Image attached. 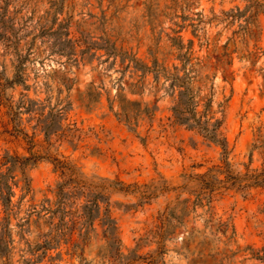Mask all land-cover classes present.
<instances>
[{
  "label": "rangeland",
  "instance_id": "obj_1",
  "mask_svg": "<svg viewBox=\"0 0 264 264\" xmlns=\"http://www.w3.org/2000/svg\"><path fill=\"white\" fill-rule=\"evenodd\" d=\"M236 4L232 0H0V13L6 14L0 29V156L5 151L27 156L29 149L49 156L27 170L32 192L9 223L10 264H24L23 260L31 258L27 244L32 247L47 230L33 222L35 217L21 228L18 225L30 204L52 197L49 190L60 181L53 158L69 162L85 176L117 178L130 189L145 186L153 192L149 200L137 191L111 193L120 253L133 259L131 264H264L252 255L264 247V190H251L245 196L220 186L212 193L210 212L207 206L192 209L197 194L205 191L198 176L212 169L211 174L224 178L215 172L223 166L221 147L172 123L170 109L176 93L168 89L169 81L160 76L155 82L148 73L133 86L140 71L125 68L128 59L108 55L113 45L117 53L134 55L148 66L155 60L169 71L177 67L182 75L177 55L186 49L179 51L172 39L181 36L185 47L191 39L192 87L200 89V97L212 93L210 112L222 120L220 131L227 141L230 170L242 174L247 167L264 169V147L253 148L264 141V51L255 64L252 56L247 57L254 46L264 50V18L260 30L236 36L229 43L228 52L235 48L231 65L220 57V46L237 30L236 25L228 29L202 25L199 37L192 35L190 25L196 23V12L209 16L211 8L219 12ZM18 60H22L21 78L14 83ZM96 93L100 101L86 109L83 101ZM22 95L40 102L49 97L50 107H55L51 119L56 131L48 137L33 128V115L22 114L21 126L33 139L30 145L5 131L11 126L3 102L17 103ZM132 102L151 113L137 116L129 126L121 113L123 106L134 110L128 104ZM68 103L56 117V109ZM14 190L16 202L21 191ZM167 208L174 212L161 240L155 233ZM210 215L214 223L227 224L226 233L205 225ZM2 217L1 213L0 221ZM95 227L97 236L91 234L81 248L72 251L70 245L61 243L38 264H124V258L109 255L102 229Z\"/></svg>",
  "mask_w": 264,
  "mask_h": 264
},
{
  "label": "trees",
  "instance_id": "obj_2",
  "mask_svg": "<svg viewBox=\"0 0 264 264\" xmlns=\"http://www.w3.org/2000/svg\"><path fill=\"white\" fill-rule=\"evenodd\" d=\"M237 1L234 7L227 10H220L215 12L213 8L210 9V15L206 16L202 11L196 12V23H191L192 35L199 37L198 31L204 29L200 26H222V29H228L237 26V30L232 31V36L228 37L226 42L221 45L223 52L220 57L227 59L226 64H232V54L235 53V48L228 52V45L231 41L234 42V38L251 36V32L254 29L260 30V22L264 18V0H232ZM1 9V7H0ZM0 29L4 28L6 14L0 13ZM180 29L183 26H178ZM179 31H176L178 33ZM205 33L207 31L205 30ZM221 35V30L216 32V36ZM173 43L179 51L186 49V52L179 53L177 57L182 60L181 70L183 74H179V69L173 67V71L167 70L164 66H160L155 60L152 61V66H148L142 60L135 58L134 55L126 53H117L113 45L109 46L110 52L108 55H119L124 61L128 59L129 63L125 68L133 67L134 72L140 71L137 75L139 78L135 83L131 85L136 86L142 80L146 79L148 73L153 75L155 82L162 76L165 81H169L168 89L175 95L173 100V106L171 107V119L172 123L178 126H183L187 130H194L201 134L206 140L215 143L220 146L223 154V166H218L215 169L217 174L223 175V179H218L216 174H211L212 169L208 173L198 176L201 189L205 190L204 193L197 194L195 200L192 203V209L196 207L207 206V212L211 210L212 193L217 187L226 189H235L236 191L249 195L251 190H264V169H249L246 168L244 173L234 174L230 170V164L227 161V141L222 136L220 128L222 126V120L216 119L213 113L210 112V106L212 103V93L203 95L200 97V89L194 90L192 82L195 79V74L192 71V64L190 63L193 55L192 46L193 41L188 40V46L185 47L182 44V37L178 36L173 38ZM219 39H217L218 42ZM217 42L214 45V49L217 48ZM208 44V40H205ZM59 50V49H58ZM264 50L260 47L254 46V50L249 52L247 57H253L255 61L258 59L259 54H263ZM28 56V55H27ZM126 57V58H125ZM20 59V58H19ZM198 61V58H194ZM18 66L16 68V75L14 83L21 78V64L22 60H18ZM189 65V67H188ZM188 67V68H187ZM140 85L139 87H143ZM141 89V88H140ZM3 90L0 85V99L3 98ZM100 101V94L96 93L94 98H89L83 101V106L86 109H90L93 103ZM134 106V110H129L127 107H122L121 119L129 126L133 124V120L136 117L145 113L151 112L147 107L143 110L140 109L139 102L128 103ZM3 106L6 108V116L8 118L7 125L11 126L10 130H5L10 136L23 139L27 144H32L33 139L24 131L22 124V114L28 113L32 116V120L36 121L34 129L44 131L45 137H48L56 130L53 128V120L51 119L53 110L50 107V98L47 97L43 102L34 101L29 99L26 95H22V98L13 103L11 100L3 102ZM69 106H62L56 109V117L61 116L65 111V108ZM202 106L201 109L199 107ZM48 108V114H44V110ZM264 147V141L261 145H253V148L259 149ZM30 148V147H29ZM27 156H20L15 153L10 154L9 151H5L0 156V169L5 168V171L0 172V214L3 217L0 221V261L2 264H10V248L11 243L9 233V223L11 218H16L21 211L22 202L32 192L31 180L28 176L27 170L31 168L37 161L41 159H48L49 156L46 153L34 152L31 149L28 150ZM52 164L55 171L59 172L60 181L55 183V186L49 190L52 194L51 198L45 197L37 205L30 204L25 209L24 221L18 225L19 228L29 224L30 219L36 224H43L47 227L44 233L37 236V242L30 247L27 244V252L32 257L23 260L24 264H38L47 252L52 248L60 247L61 243L70 245V249L75 251L81 248V245H85L90 241V236L93 234L97 236L95 224L102 229L103 237L106 241V247L110 256L121 258L126 261L124 264H131L133 259L123 257L120 253L121 241L118 237V230L115 219L111 215V193L112 192H139L142 199L149 200L153 197V192H149L147 188L141 190L138 186L133 185L130 189V185H126L124 182L116 179H109L100 176H85L74 165L65 160L53 158ZM15 188H19L21 191L18 200L14 202L12 199L15 197ZM163 189H167L164 186ZM187 202V201H185ZM184 211H187V206L184 207ZM173 209H166L159 222L158 231L155 233L161 240L168 233L169 226L171 224V218L173 217ZM210 214V213H209ZM212 214V213H211ZM205 225H210V230L215 227V231L222 230L223 233L227 231V224L220 222L219 220L214 223L210 215L209 219L205 220ZM234 233V232H233ZM74 234L77 235V239H73ZM160 240V243H161ZM163 252V246L160 247ZM39 252V253H38ZM253 258L264 262V247L255 251Z\"/></svg>",
  "mask_w": 264,
  "mask_h": 264
}]
</instances>
